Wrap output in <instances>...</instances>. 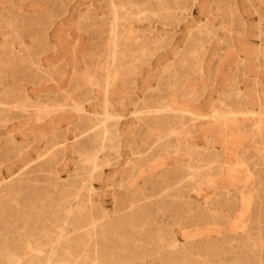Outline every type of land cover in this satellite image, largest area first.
<instances>
[{"label": "rangeland", "instance_id": "obj_1", "mask_svg": "<svg viewBox=\"0 0 264 264\" xmlns=\"http://www.w3.org/2000/svg\"><path fill=\"white\" fill-rule=\"evenodd\" d=\"M151 1L0 0V264H264V0Z\"/></svg>", "mask_w": 264, "mask_h": 264}, {"label": "bare ground", "instance_id": "obj_2", "mask_svg": "<svg viewBox=\"0 0 264 264\" xmlns=\"http://www.w3.org/2000/svg\"><path fill=\"white\" fill-rule=\"evenodd\" d=\"M132 1H133V0H132ZM149 1H151V0H149ZM151 2H152V1H151ZM155 2H156V1H155ZM155 2L153 1L152 3L156 4ZM159 2H160V0H159ZM181 3H184V2H181ZM131 4H132V3H131ZM142 4H143V3H142ZM158 4H160V3H158ZM167 4H168V2H167ZM186 4H187V3H185L184 5H186ZM133 5H134V4H133ZM133 5H132L131 7H132V8H133V7L136 8L137 4H136L135 6H133ZM145 5H146V4H145ZM147 5H148V4H147ZM156 5H157V4H156ZM187 5H188V4H187ZM148 6H149V5H148ZM157 6H158V5H157ZM171 6H172V5H171ZM176 6H177V5H176ZM184 7H185V6H184ZM135 8H134V9H135ZM139 8H140V7H139ZM139 8H137V9H139ZM142 8H143V7H142ZM146 8H147V6H146ZM146 8H144V9H146ZM162 8H163V7H162ZM172 8H173V7H172ZM179 8H180V7H179ZM152 9H154V8H152ZM152 9H151V10H152ZM155 9H156V8H155ZM163 9H164V8H163ZM132 10H133V9H132ZM135 10H136V9H135ZM141 10H142V9H141ZM158 10H159V9H158ZM165 10H166V9H165ZM152 11H153V10H152ZM137 12H138V11H137ZM144 12H146V11H144ZM156 12H157V11H156ZM150 13H151V12H150ZM153 13H154V11H153ZM141 14H142V13H141ZM116 15H117V14H115L114 19H116ZM130 15H131V14H130ZM139 15H140V13H139ZM142 15H143V14H142ZM142 15H141V17H142ZM147 15H149V14H147ZM150 15H151V14H150ZM143 17H144V15H143ZM146 19H147V18H146ZM128 21H129V20H128ZM117 22H119V21L117 20ZM113 25H115V24H113ZM113 25H112V26H113ZM117 25H118V23H117ZM118 26H119V25H118ZM123 27H124V26H123ZM127 27H128V26H127ZM119 28H120V26H119ZM120 29H122V28H120ZM114 30L116 31V30H118V29L113 28V29L111 30V31H112V35L115 36V34H114ZM121 31H122V30H121ZM110 33H111V32H110ZM117 33H118V32H117ZM110 36H111V35H110ZM113 42H114V41H113ZM114 43H115V42H114ZM110 44H111V43H110ZM112 47H115V46L112 45ZM113 50H114V48H113ZM113 50H111V52H112V54L115 56V53L113 52ZM106 87H107V86H106ZM262 105H263V104H262ZM3 107H4V106H3ZM245 112H246V111H245ZM10 114H11V113H10ZM234 114H235V113H234ZM246 114H247V113H246ZM219 116H220V117H223V116H221V115H219ZM215 117H218V116H215ZM0 124H1V123H0ZM2 125H5V124H2ZM257 126H258V125H257ZM102 132H103V131H102ZM102 134H103V133H102ZM99 139H100V138H99ZM96 140H97V138H96ZM14 141H15V140H14ZM14 141H13V142H14ZM10 142H11V141H9V143H10ZM15 142H16V141H15ZM95 143H97V142H95ZM19 146H20V145H19ZM9 147H10V145H9ZM17 147H18V146H16V148H17ZM6 148H7V147H6ZM17 149H18V148H17ZM6 150L8 151V148H7ZM1 152H2V151H1ZM3 152H4V151H3ZM17 152H18V150H17ZM4 153H5V152H4ZM4 153H3V154H4ZM1 154H2V153H1ZM2 156H3V155H2ZM0 158H1V156H0ZM8 158H9V157H8ZM4 159H5V158H4ZM4 159H3V160H4ZM6 159H7V158H6ZM7 162H8V161H7ZM9 162H10V161H9ZM91 162L94 163L95 161L90 160V163H91ZM2 164H3V162L0 163V166H1ZM94 166H95V165H94ZM28 169H29V168H28ZM24 172H25V171H24ZM0 173H1V172H0ZM22 173H23V172H22ZM25 174H26V173H25ZM88 175H89V174H87V176H88ZM173 175H174V174H173ZM1 176H2V175H1ZM32 176H33V175H32ZM13 177H14V176H13ZM20 177H21V176H20ZM176 177H177V175H176ZM21 178H22V177H21ZM17 179H18V177H17ZM27 179H28V178H27ZM9 181H10V180H9ZM11 181H12V180H11ZM11 181H10V182H11ZM23 182H24V181H22V183H23ZM179 182H180V181H179ZM179 182H178V183H179ZM189 182H190V181H189ZM191 182H192V181H191ZM8 183H9V182H8ZM15 183H17V182H15ZM10 184H11V183H10ZM13 184H14V183H13ZM174 184H175V183H174ZM20 185H21V184H20ZM192 185H194V184H192ZM9 186H10V185H9ZM14 186H16V185H14ZM18 186H19V185H18ZM21 186H22V185H21ZM83 186H84V185H83ZM22 187H23V186H22ZM22 187H21V188H22ZM190 187H191V186H190ZM192 188H193V187H192ZM8 189H9V188H8ZM14 189H16V187H14ZM19 189H20V188H19ZM85 189H86V188H85ZM184 189H185V188H184ZM193 189H194V188H193ZM11 190H12V189H11ZM20 190H21V189H20ZM24 190H25V189H24ZM188 190H189V189H188ZM190 190H191V189H190ZM7 192H8V191H7ZM12 192H13V191H12ZM16 192H17V191H16ZM21 192H22V191H21ZM191 192H192V191H191ZM196 192H197V191H196ZM8 193H9V192H8ZM13 194H14V193H13ZM195 194H196V193H195ZM227 194H228V193H227ZM16 195H17V194H16ZM25 196H26V195H25ZM226 196H227V195H226ZM4 199H6V198H4ZM5 203H6V202H5ZM0 204H2L1 201H0ZM37 205H38V204H37ZM6 206H7V205H6ZM4 207H5V206H4ZM206 208H207V207H206ZM0 209H1V208H0ZM4 210H5V209H4ZM1 212H2V211H1ZM4 212H7V211H4ZM70 212H71V211H70ZM3 214H4V213H3ZM6 214H7V213H6ZM74 214H75V213H74ZM9 215H10V214H9ZM9 215L7 214V216H9ZM0 216L3 217V215H0ZM66 216H68V215H66ZM12 218H13V217H12ZM3 219L5 220V218H3ZM26 219H27V218H26ZM26 219H25V220H26ZM81 219H82V218H81ZM4 220H3V221H4ZM7 220H8V219H7ZM57 220H58V219H57ZM54 221H55V220H54ZM25 222H26V221H25ZM72 222H73V221H72ZM0 223H1V222H0ZM4 223H6V221H5ZM12 223H13V222H12ZM81 223H82V222H81ZM81 223L79 222L80 226H81ZM1 224H2V223H1ZM6 224L8 225L9 223H6ZM56 224H57V223H56ZM4 225H5V224H4ZM51 225H52V224H51ZM54 225H55V224H54ZM15 226H16V225H15ZM25 226H26V225H25ZM28 226H29V224H28ZM8 227H10V225H9ZM56 227H57V226H56ZM75 227H76V226H75ZM0 228H2V227H0ZM6 228H7V227H6ZM11 228H12V227H11ZM11 228H10V229H11ZM24 228H25V227H24ZM26 228H27V227H26ZM8 229H9V228H8ZM12 229H13V228H12ZM17 229H18V228H17ZM27 229H28V228H27ZM52 230H53V229H52ZM74 230H75V229H74ZM6 231H7V230H6ZM8 231H9V230H8ZM8 231H7V232H8ZM46 231H47V230H46ZM60 231H61V230H60ZM17 232H18V231H17ZM17 232H16V235H17V234L19 235V233H17ZM22 232H23V231H22ZM25 232H26V231H25ZM63 232H64V231H63ZM84 232H85V231H84ZM84 232H83V233H84ZM89 232H90V231H89ZM47 233H48V232H47ZM53 233H54V232H53ZM59 233H60V232H59ZM64 233H65V232H64ZM87 233H88V231H87ZM43 234H45V232H43ZM43 234H42V235H43ZM51 234H52V233H51ZM62 234H63V233H62ZM85 234H86V233H85ZM89 234H90V233H89ZM103 234H104V233H103ZM2 235H3V234H2ZM87 235H88V234H87ZM0 236H1V235H0ZM9 236H11V235L9 234ZM28 236H30V235H28ZM101 236H102V235H101ZM11 237H12V236H11ZM51 237H52V235H51ZM129 237H130V236H129ZM7 238H8V237H7ZM17 238L20 239V236H19V237L17 236ZM26 238H27V236L25 235V239H26ZM34 238H35V237H34ZM43 238H44V237H43ZM61 238H62V235H61ZM102 238H103V237H102ZM131 238H132V237H131ZM27 239H28V238H27ZM39 239H40V237H39ZM64 239H65V238H64ZM82 239H83V238H82ZM6 240H8V239H6ZM34 240H35V239H34ZM43 240H44V239H43ZM47 240L49 241V239H47ZM65 240H66V239H65ZM65 240H64V241H65ZM127 240H128V239H127ZM21 241H22V240H21ZM48 241L46 242V244L48 243ZM54 241H55V240H54ZM57 241L59 242V240H57ZM57 241H56V242H57ZM60 241H61V239H60ZM0 242H2V241H0ZM6 242H7V241H6ZM15 242H17V241H15ZM19 242H20V241H19ZM23 242H24V241H23ZM23 242H22V243H23ZM38 242H39V241H37V242L35 241L34 243H38ZM51 242H52V241H51ZM103 242H104V240H103ZM9 243H10V239H9ZM22 243H21V244H22ZM26 243H27V242H26ZM39 243H40V242H39ZM42 243H43V241H42ZM42 243H41V244H42ZM44 243H45V242H44ZM60 243H62V241H61ZM68 243H69V242H68ZM80 243H81V242H80ZM97 243H98V242H97ZM99 243H100V242H99ZM10 244H12V243H10ZM13 244H15V243H13ZM46 244H45V245H46ZM53 244H55V243H53ZM69 244H70V243H69ZM77 244H78V242H77ZM104 244H105V243H104ZM113 244H115V243L113 242ZM113 244H112V245H113ZM116 244H117V243H116ZM2 245H3V244H2ZM8 245H9V244H8ZM8 245H6V246H8ZM29 245H30V244H29ZM35 245H36V244H35ZM38 245H39V244H38ZM55 245H56V244H55ZM64 245H65V244L63 243L62 246H64ZM75 245H76V243H75ZM82 245H83V244H82ZM85 245H86V244H85ZM99 245H100V244H99ZM101 245H103V244H102V241H101ZM4 246H5V245H4ZM18 246H19V245H17V247H18ZM20 246H21V245H20ZM22 246H23V244H22ZM24 246H25V245H24ZM68 246H69V245H68ZM79 246H81V245H79ZM79 246H78V247H79ZM104 246H105V245H104ZM113 246H114V245H113ZM11 247H12V246H11ZM52 247H54V246H52ZM55 247H57V246H55ZM69 247H70V246H69ZM69 247H68V248H69ZM96 247H97V246H96ZM105 247H107V246H105ZM165 247H166V246H165ZM183 247H184V246H183ZM183 247H182V248H183ZM187 247H188V246H187ZM190 247H191V246H190ZM8 248H9V247H8ZM20 248L22 249V247H20ZM23 248H25V247H23ZM27 248H28V246H27ZM33 248L36 249L34 246H33ZM33 248H32V249H33ZM68 248H65V247H64L63 250H65V252H66V251L70 252L69 254L77 255V252H76V251H72L70 248H69L70 250H68ZM93 248H94V247H93ZM117 248H118V247H117ZM178 248H179V246H178ZM180 248H181V247H180ZM182 248H181V249H182ZM184 248H186V246H185ZM0 249H1V248H0ZM34 249H33V250H34ZM43 249H44V248H43ZM50 249H51V248H50ZM84 249H85V248H84ZM84 249H83V250H84ZM113 249H114V248H113ZM167 249H168V248H167ZM17 250H18V249H17ZM19 250H20V249H19ZM23 250H24V249H23ZM23 250H22V251H23ZM52 250L54 251L55 249L52 248ZM83 250H82V251H83ZM114 250H115V249H114ZM169 250H170V249H169ZM8 251H9V250H8ZM10 251H11V250H10ZM25 251L27 252L28 250H25ZM29 251H31V249H30ZM38 251H40V249H38ZM53 251H51V252H53ZM56 251H57V250H56ZM97 251H98V250H97ZM102 251H103V250H102ZM105 251H107V250L105 249ZM116 251H117V250H116ZM116 251H115V252H116ZM171 251H172V250H171ZM171 251H170V252H171ZM183 251H184V250H183ZM0 252L2 253V251H0ZM3 252H4V251H3ZM63 252H64V251H63ZM65 252H64V256H65L66 253H68V252H66V253H65ZM79 252H80V251H79ZM94 252H95V251H93V253H94ZM99 252H100V250H99ZM99 252H98V253H99ZM27 253H28V252H27ZM27 253H26V254H27ZM31 253H34V251L31 252ZM39 253H40V252H39ZM39 253H38V254H39ZM47 253H48L49 255L52 254V253H49V252H47ZM81 253H82V252H81ZM96 253H97V252H96ZM125 253H126V251H125ZM167 253H168V252H167ZM182 253H183V252H182ZM187 253H188V252H187ZM9 254H10V253H9ZM79 254H80V253H79ZM94 254H95V253H94ZM184 254H185V252H184ZM11 255H12V256H10V257H11L12 262H13V263L11 262L12 264H21L20 261H22V259H23V257H22L23 253H21V251H20V253H19V252H18V253H17V252H12ZM39 255H40V254H39ZM58 255H59V254H58ZM61 255H63V253H62ZM61 255H60V257H61ZM81 255H82V254H81ZM112 255H113V254H112ZM116 255H118V254H116ZM171 255H173V254H171ZM179 255H180V254H179ZM190 255H191V254H190ZM0 256H2V254H0ZM4 256H5V255H4ZM8 256H9V255H8ZM40 256H41V255H40ZM40 256L37 255V257H40ZM42 256H43V255H42ZM46 256H47V255H46ZM50 256H51V255H50ZM53 256H54V254H53ZM64 256H63V257H64ZM79 256H80V255H79ZM79 256H78V257H79ZM97 256H98V255H97ZM120 256H121V255H120ZM124 256H125V255H124ZM124 256H123V257H124ZM135 256H137V255H135ZM35 257H36V256H35ZM35 257H34V259H35ZM47 257H49V256H47ZM74 257H75V258H78V257H76V256H74ZM74 257H73V258H74ZM169 257H170V256H169ZM173 257H174V256H173ZM179 257H180V256H179ZM191 257H192V255H191ZM259 257H260V256H259ZM3 258H4V257H3ZM3 258H2V261L4 260ZM6 258H7V257H6ZM31 258H32V256L30 257V259H29V258H27V259H29L30 261H32V260L34 261V259L31 260ZM43 258H44V256H43ZM61 258H62V257H61ZM69 258H70V257H69ZM121 258H122V257H121ZM198 258H199V257H198ZM234 258H235V257H234ZM9 259H10V258H9ZM37 259H39V258H37ZM47 259H48V258H47ZM47 259H46V260H47ZM50 259L52 260V258H50ZM50 259H49V261H48L47 263H45V264H51ZM53 259H55V258H53ZM57 259H59V258H57ZM108 259H109V258H108ZM167 259H168V258H167ZM202 259H203V258H202ZM61 260H62V259H61ZM74 260H75V259H74ZM84 260H85V259H84ZM86 260H87V259H86ZM129 260H130V259H129ZM132 260H133V259H132ZM179 260H180V259H179ZM204 260H205V259H204ZM206 260H207V259H206ZM223 260H224V259H223ZM233 260H234V259H233ZM241 260H242V259H241ZM0 261H1V260H0ZM10 261H11V260H10ZM24 261H25V260H24ZM24 261H23V262H24ZM36 261H37V260H36ZM38 261H39V260H38ZM38 261H37V262H38ZM70 261H71V260H70ZM75 261H77V260H75ZM80 261H81V260H80ZM88 261H89V260H88ZM97 261H98V259H97ZM100 261H101V260H100ZM127 261H128V259H127ZM193 261H194V260H193ZM195 261H196V260H195ZM197 261H198V260H197ZM208 261L210 262L211 260H208ZM212 261H213V260H212ZM218 261H219V260H218ZM243 261H244V260H243ZM23 262H22V263H23ZM63 262H64V261H63ZM72 262H73V261H72ZM72 262H71V263H72ZM106 262H107V261H106ZM128 262H129V261H128ZM176 262H177V261H176ZM209 262H207V263H209ZM238 262H239V261H238ZM247 262H248V261H247ZM8 263H9V261H8ZM11 263H10V264H11ZM34 263H35V262H34ZM34 263L31 262V264H34ZM43 263H44V262H43ZM58 263H59V261H58ZM79 263H80V262H79ZM79 263H76V264H79ZM85 263H86V261H85ZM92 263H93V262H92ZM107 263H108V262H107ZM174 263H175V262H174ZM203 263H204V262H203ZM219 263H220V262H219ZM226 263L229 264L228 261H226ZM4 264H5V263H4ZM35 264H36V263H35ZM55 264H56V263H55ZM64 264H65V263H64ZM66 264H67V263H66ZM87 264H88V263H87ZM93 264H94V263H93ZM105 264H106V263H105ZM126 264H127V263H126ZM178 264H182V263L180 262V263H178ZM198 264H199V263H198ZM256 264H257V263H256Z\"/></svg>", "mask_w": 264, "mask_h": 264}]
</instances>
